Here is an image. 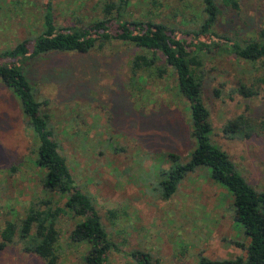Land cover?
<instances>
[{"label": "rangeland", "instance_id": "obj_1", "mask_svg": "<svg viewBox=\"0 0 264 264\" xmlns=\"http://www.w3.org/2000/svg\"><path fill=\"white\" fill-rule=\"evenodd\" d=\"M96 1L51 0L56 24L87 23L99 14ZM131 1L130 16L149 13L148 19L183 31L193 26L182 25L181 0ZM239 1L238 11L222 10L217 29L248 38L264 26V0ZM45 4L0 0V50L39 33ZM190 17L187 12L186 20ZM138 52V47L114 40L100 50L53 52L23 62L60 153L77 186L92 197L113 243L108 264H136L131 256L136 250L149 253L157 264L245 256L249 238L234 220L233 196L212 179L209 168L187 173L170 197H162L159 182L172 155L186 162L196 141L170 69L162 77L143 71L132 80L130 61ZM203 59L202 97L211 140L252 186L264 190V59L247 62L214 52ZM240 82H254L258 93L241 96ZM240 116L244 132L251 134L226 136L223 127ZM26 120L17 95L0 81V229L7 220L20 224L31 208H63L66 199L44 186L46 170L36 162L38 141ZM80 220L64 209L56 218L60 264H84L88 243L70 238ZM0 264L44 261L24 251L16 239L0 248Z\"/></svg>", "mask_w": 264, "mask_h": 264}, {"label": "trees", "instance_id": "obj_2", "mask_svg": "<svg viewBox=\"0 0 264 264\" xmlns=\"http://www.w3.org/2000/svg\"><path fill=\"white\" fill-rule=\"evenodd\" d=\"M181 1L185 9L180 11L182 25H193L184 31L148 19L149 13L143 15L144 18L130 16L128 9L131 0H97L95 7L99 14L87 23L59 26L51 0H46L39 33L32 40L23 39L11 48L0 50V81L17 95L27 125L38 141L36 162L46 170L44 186L66 195L63 208H31L20 224L7 220L0 229V248L18 239L24 251L37 255L44 264H60L57 255L59 233L55 221L61 209H64L74 217L81 218L70 231V238L75 242L88 243L84 264H108L113 243L101 223L92 197L77 186L60 153L59 143L48 124L49 116L41 109L42 102L26 75L23 62L53 52L100 50L118 40L132 44L141 51L135 53L130 61L132 80L137 79L138 75L142 76L140 72L143 71L162 77L170 69L171 77L175 79L174 87L185 99L190 113L191 136L196 144L186 162H179L178 157L172 155L175 159L163 172L159 182L162 197H170L187 173L197 167H207L212 179L233 196L234 220L249 238L245 256L224 259L200 256L198 264H264V190L252 186L229 155L212 142V125L202 97L201 78L203 56L208 52L233 54L247 62L263 60L264 26L253 36L242 38L238 33L217 29L222 10L238 11L239 0ZM155 3L151 1V4ZM187 12L191 17L186 20ZM72 13L75 14V10ZM178 13L177 10L175 14ZM190 34L192 40H187L185 35ZM193 37L208 42H194ZM261 81L264 82V79ZM237 91L245 98L258 93L254 82L250 85L240 82ZM243 118L240 116L238 120L229 121L223 127V133L229 137L243 133ZM250 134L244 132L246 137ZM131 256L136 264H157L149 253L143 251H133Z\"/></svg>", "mask_w": 264, "mask_h": 264}]
</instances>
